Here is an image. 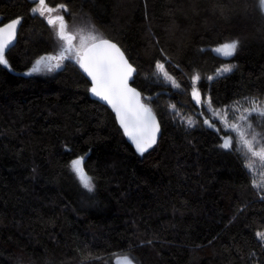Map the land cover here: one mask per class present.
<instances>
[{
    "label": "trees",
    "instance_id": "16d2710c",
    "mask_svg": "<svg viewBox=\"0 0 264 264\" xmlns=\"http://www.w3.org/2000/svg\"><path fill=\"white\" fill-rule=\"evenodd\" d=\"M35 4L0 0V25L22 18L6 52L10 67L0 66V264H117L123 253L137 264H264L256 236L264 232V193L240 155L219 146L230 132L204 124L207 111L191 94L198 74L201 100L214 109L264 97L259 0H46L66 5L59 14L68 32L113 41L135 67L132 86L161 126L143 157L113 113L91 99L74 60L24 75L63 44L58 24L32 14ZM233 40L235 56L213 51ZM228 62L231 73L207 79ZM251 120L264 134V123ZM81 156L93 192L71 170Z\"/></svg>",
    "mask_w": 264,
    "mask_h": 264
},
{
    "label": "snow or ice",
    "instance_id": "6c2138e0",
    "mask_svg": "<svg viewBox=\"0 0 264 264\" xmlns=\"http://www.w3.org/2000/svg\"><path fill=\"white\" fill-rule=\"evenodd\" d=\"M37 6L31 8L33 15L38 14L44 17L49 26H56L55 36L58 41H62L59 51L55 55H43L34 61L31 68L24 73L26 76L39 74L43 72L51 73L61 69L64 61H75L91 80L89 91L94 97L106 102L116 114L123 134L135 146V150L141 157L151 149L157 141V133L160 131V125L156 120L152 108L142 102L141 93L134 87H130L129 81L136 69L129 63L125 54L116 43L108 39L99 38L93 32L83 34V29L76 33L68 32L67 24L60 10L67 12L65 4H60L56 8L49 7L46 0H34ZM259 6L264 10V0H259ZM57 15L53 16V13ZM47 14V15H46ZM22 18L12 19L10 22L2 23L0 26V66L10 67L7 59L6 50L10 51V46L14 47L13 41L16 39L18 25ZM79 36V44L74 45L73 41ZM238 48V41L224 42L216 46L213 51L226 58L235 56ZM156 69L162 74L165 81L171 82L172 86L179 89L180 84L170 75L162 63L155 65ZM236 65L228 62L216 75L231 73ZM201 77L193 75L192 84L196 85ZM212 80L213 76H208ZM192 97L197 104L201 103L200 92L196 87L192 88ZM207 108L214 109L210 98L206 100ZM244 115L240 116V125L232 124V130L238 134V146L233 148V140L236 139L231 133L223 138L224 142L219 146L225 150H231L238 153L243 160V166L252 180V187L258 191L264 189V180L258 181L253 175V159L258 158L261 162V168H264V134L255 130L251 117L255 115L261 123H264V101L248 97L233 102ZM175 111V105L171 106ZM219 111L218 109H214ZM225 111L234 112L235 109L229 106ZM235 120L236 118L233 117ZM197 121L188 118L187 127H195ZM208 127L213 128L214 123L209 119L203 121ZM246 125V127H243ZM242 128V130H241ZM250 137V138H249ZM254 143L260 145L258 150L254 148ZM86 157L81 156L71 161L70 167L77 177L81 186L88 192L95 190L94 177L90 176L84 168ZM264 198V196H262ZM258 240L264 245V232H257ZM119 264H137L131 253H123L120 256Z\"/></svg>",
    "mask_w": 264,
    "mask_h": 264
},
{
    "label": "rangeland",
    "instance_id": "374dc122",
    "mask_svg": "<svg viewBox=\"0 0 264 264\" xmlns=\"http://www.w3.org/2000/svg\"><path fill=\"white\" fill-rule=\"evenodd\" d=\"M35 6H37V4H35ZM56 27H57V25H56ZM222 67L223 66H221L220 68H218L216 70V72L212 76L213 77H216L217 76L216 75L217 71L220 70ZM193 87H196L197 88V84L196 85H193L192 88ZM191 94H192V90H191ZM200 99H201V96H200ZM261 100L264 101V97ZM193 101L196 102V100H194V99H193ZM198 105H200L201 107H204V109L207 111V116H203L205 119H209L210 122L218 121L219 123H221V125L224 127L225 130H228L233 136L236 137V139L233 140V148L237 147L238 146V143L237 142L239 140V137H238V134L235 131L232 130V124L233 123H236L237 125H240V119L239 118H240V116L244 115V113L242 112V110L239 109L236 105L233 104V105H230V106L235 109L234 112H232V111H225L229 107H227V108H221V109H218L219 111H215L214 109L207 108V104H206V101L205 100H201V103L198 104ZM200 113H202V112H200ZM233 117H235L236 119L234 120ZM243 127H246V125H244ZM241 130H242V128H241ZM259 146L260 145H257V144L254 143V148H257V150H258ZM252 159H253V175L256 177V179L258 181L264 180V168H261V166H260L261 162L258 160V158H252ZM261 191L264 193V189H262ZM120 256L121 255L116 256L115 261Z\"/></svg>",
    "mask_w": 264,
    "mask_h": 264
},
{
    "label": "water",
    "instance_id": "95a60500",
    "mask_svg": "<svg viewBox=\"0 0 264 264\" xmlns=\"http://www.w3.org/2000/svg\"><path fill=\"white\" fill-rule=\"evenodd\" d=\"M18 18H21V17H18ZM8 22H10V21H8ZM21 24H22V19H21ZM21 24L20 25H18V28H17V34H16V39L13 41V44L15 45L16 44V42H17V37H18V32H19V29H20V27H21ZM0 26H2V25H0ZM109 41H111V40H109ZM111 42H113V41H111ZM118 46V45H117ZM119 47V46H118ZM12 47L10 46V49H11ZM120 48V47H119ZM121 49V48H120ZM121 51H123L122 49H121ZM6 52H7V50H6ZM125 54V53H124ZM125 57H126V55H125ZM127 58V57H126ZM129 61V60H128ZM130 63V62H129ZM131 64V63H130ZM133 66V65H132ZM134 67V66H133ZM78 68H79V70H80V72L82 73V75L88 80V82H89V84H90V87H91V80H90V78L86 75V73H84L83 72V70L79 67V65H78ZM135 68V67H134ZM135 74H136V71L133 73V75H132V78L130 79V81H129V85H130V87H133L132 86V82H133V79H134V76H135ZM90 87H89V89H90ZM135 88V87H134ZM137 90V89H136ZM138 91V90H137ZM89 96L91 97V99L92 100H94V101H96V102H98V103H100V104H102V105H104L105 107H107L112 113H113V115H114V117H115V119H116V114H115V112L112 110V108L109 106V105H107L106 104V102H104V101H101V100H99V98H97V97H94L92 94H91V92L89 91ZM156 120H157V118H156ZM116 122H117V124H118V126L120 127V124H119V121L116 119ZM157 122H158V120H157ZM159 123V122H158ZM160 125V124H159ZM121 128V127H120ZM122 129V128H121ZM122 131H123V129H122ZM160 135H161V126H160V131L157 133V141H158V139L160 138ZM125 138H126V140H127V142L129 143V145L135 150V146L131 143V141H129L128 140V138L125 136ZM226 138V137H225ZM156 141V142H157ZM223 142H224V140H223ZM222 142V143H223ZM150 150V149H149ZM135 152H136V150H135ZM137 153V152H136ZM139 154V153H138ZM117 264H119V262H120V257H118L117 258Z\"/></svg>",
    "mask_w": 264,
    "mask_h": 264
}]
</instances>
